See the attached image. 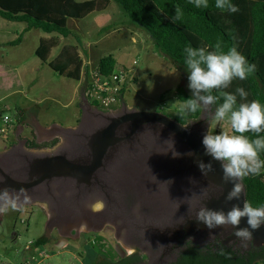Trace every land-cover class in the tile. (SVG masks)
<instances>
[{"label":"rangeland","instance_id":"1","mask_svg":"<svg viewBox=\"0 0 264 264\" xmlns=\"http://www.w3.org/2000/svg\"><path fill=\"white\" fill-rule=\"evenodd\" d=\"M101 14L100 18L106 22L103 27H99L98 22L93 21V18L99 17L95 13L82 20H69L68 27L76 34L75 37L65 38L58 36V34H50L52 36L50 39H58L60 43L50 57L55 56L64 45H76L77 49L82 52V61L86 60L87 57L90 61V67H97L104 56L114 55L119 67L133 68L135 71L136 81L126 91L124 98H122L123 101L130 108L158 111L174 118L180 110L181 104L174 96L165 95L167 91L174 90L180 84L187 86V76L175 68L172 62L156 48L147 31L133 24L116 2L112 1L109 9ZM26 26L25 23L11 22L0 17V64L5 66L9 75V77L5 76V79L0 76V109L6 111L5 114H8L15 121V128L9 137L6 140L0 137V149L4 144H10L15 139V131L19 123L17 106L30 107L37 98H41L39 104L40 120L62 121V123L69 125L76 124L78 120L77 124H80L81 130L86 123L97 122L96 112L85 110L76 119L74 116L76 105H70L68 108L63 107L71 99L68 93L63 95L59 104H56L39 96L41 95L40 90H29L34 77L29 69H32L39 62L34 50L39 46L40 38L47 36L48 33L39 29L24 32ZM107 26L111 28L107 32L103 31V28ZM22 33L23 40L21 45H17L18 48L9 45V42L17 39ZM4 44H6V51L1 48V45ZM135 62L136 64H134ZM43 70L45 90L63 78L48 66H44ZM19 74L23 75L22 81L15 78ZM42 74L39 75V80H42ZM68 80L71 81V79ZM35 116V111L28 109L27 121L25 122L27 127L34 125ZM216 130L220 131L219 128ZM223 130L233 134L230 124L226 121L223 123ZM150 138L157 140V137L153 135ZM173 153H176L175 148L167 143L159 141L149 143L148 152L145 153L147 158L138 160L139 162L133 164L135 168L142 171L143 176H139L137 181H133V184L135 190L139 194H143L142 197L147 203L146 207L157 206L156 208L163 209V212L169 211L171 207L167 206L170 203L168 201L173 200L170 192H177L179 196L178 207L185 205L186 197L184 194L190 185L179 180L175 175H169L166 169L171 163L173 164L174 159H177ZM137 174L139 171L131 173L132 176ZM174 187L177 190H174ZM191 187L197 190L196 185ZM135 196L137 195L135 194ZM164 198L165 200H162ZM93 208L95 210L102 209L103 203L94 204ZM0 219V264H22L28 259V254H32L34 250L27 249L29 243L45 235L52 240L45 247L51 251V254L55 255L49 257L44 264H96L97 258L120 257L125 256L128 252L136 251V246L121 237H117L115 235L117 230L111 226L107 227L110 232L108 237L94 232L101 226L89 228L84 224L73 226L67 236L65 234L60 235L57 231L52 230V223L48 224L50 221L48 209L37 206L24 209L21 212L12 206L5 213L0 214ZM149 221L150 219L147 223L153 225ZM158 224L161 223L158 222ZM74 227H78L77 235L74 233L76 231ZM152 229H154L153 226ZM84 231H86V235L83 234ZM16 232L20 237L19 240L15 238ZM88 239L90 240L88 241ZM86 240L88 241L87 252L91 254H87L86 249L82 246L83 243H80L84 241L87 243ZM83 251L85 254H82ZM59 252L60 254H57Z\"/></svg>","mask_w":264,"mask_h":264},{"label":"flooded vegetation","instance_id":"2","mask_svg":"<svg viewBox=\"0 0 264 264\" xmlns=\"http://www.w3.org/2000/svg\"><path fill=\"white\" fill-rule=\"evenodd\" d=\"M137 111L140 110L130 108L123 99L113 113L97 108L94 111L97 122L86 123L80 132L74 134L77 144L72 149L73 155L70 154V157H77L72 161H78L81 165L92 164L95 159L94 136L107 130L113 137L101 165L88 177L65 178L59 175L46 179L45 182L29 190L8 191L0 195V213L2 211L5 213L4 208L7 206L21 207L28 203L44 202L49 212L48 224L52 223V230L60 235L67 236L73 226L81 224L89 228L91 226L93 228L94 226H111L117 230L115 234L117 237L136 246L135 253L140 252L146 257L145 264H170L190 243L212 247L222 244L242 252L250 249L251 239L243 243L238 238L228 241L232 236L228 230L225 232L212 230L211 234L209 231L187 239L188 231L183 224L184 228L178 231L179 234L167 235L174 242L171 250L164 251L159 243H156L155 229L157 227L172 229L177 226L181 227V223L187 221L182 220V216L180 218L178 216L180 207L177 206L179 198L177 192H170L173 200L168 201L170 203L167 206L171 209L167 212L156 208L157 206L146 207L147 203L142 197L143 194H139L133 184L139 176H143L142 171L135 168L133 164L147 158L145 153L148 152L149 143L159 141L174 147L180 145L181 140L170 128L160 122H147L136 127L133 119L128 117ZM208 116L209 111L202 112L187 127L203 137L208 129ZM215 131L218 132L216 129ZM152 135L156 136L157 140L151 139ZM67 139L69 141L72 138L67 136ZM24 147L23 141L20 140L13 150L0 155V192L7 188V179L4 174L20 183L38 180L39 175L34 173L33 168L39 160L38 155L27 152ZM63 152L69 156V153ZM175 165L173 161V164L166 167L169 175L176 174ZM133 171L134 173L139 171V174L132 176ZM188 184L190 187L184 194L186 198L183 206L191 208L194 202V189L190 183ZM173 189L177 190L175 187ZM99 202L103 203V208L95 210L94 204ZM182 212L186 213L184 216L189 218L196 214L190 209ZM148 219L153 225L147 223ZM75 230L74 233L77 235L78 227ZM85 232H83L84 235L87 234Z\"/></svg>","mask_w":264,"mask_h":264},{"label":"trees","instance_id":"3","mask_svg":"<svg viewBox=\"0 0 264 264\" xmlns=\"http://www.w3.org/2000/svg\"><path fill=\"white\" fill-rule=\"evenodd\" d=\"M112 1L119 5L133 24L147 31L156 48L184 76L187 73L183 65V50L189 42L193 47H208L209 50H213L217 41L221 42L224 51L236 47L250 63L256 65V71L247 80H234L227 91H234L237 86H242L249 93V101L255 99L264 103V0H232L239 6L236 13L216 9L214 0H209V7L206 9H197L188 0H0V17L27 24L25 32L39 29L68 38L76 35L68 27L69 19L82 20L95 13H104ZM176 7L183 14L180 20L173 23L171 17L175 15ZM110 28L107 26L103 31L107 32ZM23 33L9 42V45H19L23 40ZM59 44L55 38L42 39L36 52L37 57L61 76L80 81L84 62L76 46H64L58 57L50 59L52 51ZM117 65V59L110 54L100 60L98 68L102 73L111 74ZM125 93L123 91L122 98ZM167 95L174 96L181 104L191 93L187 86L180 84L174 90L167 91L165 96ZM91 104L98 107L95 103ZM17 111L18 121L22 123L24 117L21 114L25 110L18 108ZM3 112L6 113L4 110ZM201 113L187 117L179 110L174 119L185 125L189 119L197 118ZM261 158H264V154H261ZM243 183L247 202H251L253 206L264 204V172L259 176L245 177ZM50 242L48 236L40 237L35 240L31 250L37 252ZM145 261L146 257L137 252L118 260L100 258L96 264H145ZM260 263L264 264V245L251 246L242 252L222 244L212 247L190 243L170 264Z\"/></svg>","mask_w":264,"mask_h":264},{"label":"clouds","instance_id":"4","mask_svg":"<svg viewBox=\"0 0 264 264\" xmlns=\"http://www.w3.org/2000/svg\"><path fill=\"white\" fill-rule=\"evenodd\" d=\"M188 2L197 9L209 7V0ZM214 7L222 12L239 11V6L232 0H214ZM182 14V10L176 7L172 22L180 20ZM183 52L191 95L184 98L180 112L191 117L197 112L209 111L208 129L202 137L205 154L221 163L224 181L233 182L226 200H238L243 192V179L264 172V158H261L264 154V103L255 99L249 101V93L242 86H237L234 91L227 89L234 80H247L255 73L256 65L250 63L236 47L224 51L220 41L213 50L193 47L189 42ZM193 121L189 119L184 126ZM225 121L230 124L233 134L223 130ZM217 128L219 132L215 131ZM197 163L204 175L213 170L211 162ZM242 217L246 218L245 227H239ZM196 219L210 230V234L213 229L231 225L233 235L243 243L251 239L254 230L264 226V204L253 206L251 202L244 201L243 207L233 205L226 213L202 207L196 213Z\"/></svg>","mask_w":264,"mask_h":264},{"label":"water","instance_id":"5","mask_svg":"<svg viewBox=\"0 0 264 264\" xmlns=\"http://www.w3.org/2000/svg\"><path fill=\"white\" fill-rule=\"evenodd\" d=\"M128 118L133 119L137 125L136 127L147 122H160L170 128L181 140L180 145L174 146L176 153H178V155H174V157H177V159H174L176 164V168L174 169L176 172L175 177L181 181L190 183L191 186L196 185L197 190L194 189V202L192 207L180 206L178 211L179 218L182 216V220L187 222L181 223V227L177 226L172 229H169L168 227H157V229H155L157 233L155 234L156 243H159L164 251L171 250L174 245V242H172L167 235L172 234V236H175L179 234L178 231L181 228L183 229V226H185L188 231L187 239L210 231L202 222L196 219V214L189 218L184 216L186 213H183V210L190 209L197 213L200 208L205 207L217 211L223 210L226 213L233 205L243 207V202L247 201L246 188L243 181V192L241 193L240 198L238 200H226L228 192L233 187V182L224 181L221 163L217 160H213L209 155L205 154L202 137L199 133L193 132L174 118L158 111L140 110ZM112 137L111 133L107 130L94 136L95 159L90 165H81L76 161L66 159L64 156H57L36 161L37 163L33 167L34 173L39 175L37 178L38 180L36 181L20 183L12 180L9 176L4 174L7 179V188L1 191L0 195L11 190H29L30 188L45 182L46 179H51L52 177L61 174L72 175L77 178L88 177L101 165ZM171 138L174 139L173 136H171ZM189 153L192 154L189 155ZM198 161H203L205 163L211 162L213 170L208 172L207 175L202 174L198 167ZM60 168L63 169L59 170ZM245 226H247L246 218L242 217L239 227ZM213 230L217 232L218 230L221 232L228 230L230 235H232L228 241L237 239L233 235L234 229L231 225H223ZM251 242L254 247H262L264 245V226L252 232Z\"/></svg>","mask_w":264,"mask_h":264},{"label":"crops","instance_id":"6","mask_svg":"<svg viewBox=\"0 0 264 264\" xmlns=\"http://www.w3.org/2000/svg\"><path fill=\"white\" fill-rule=\"evenodd\" d=\"M110 6H111V4H110ZM97 15H99V17L93 18L94 19L93 21L95 23L98 22L99 27L105 26L106 25L105 20L104 19L102 20L100 18L102 16V14H97ZM93 17H94V15H93ZM69 20H68V22H69ZM25 29H24V32H25ZM51 37L52 36H50V34H48L47 36L41 37L40 43H41L42 39H50ZM40 43H39V45H40ZM6 44H8V42H6ZM6 44L1 45V48H4L3 51H6V48H5ZM16 46H14V48ZM64 46H67V45H64ZM64 46H62L60 51L50 59L53 60L56 57H58V55L60 54V52ZM73 46H76V45H73ZM38 47H36L34 50L35 56H37L36 52L38 50ZM17 48H18V46H17ZM78 52H79L80 56L83 57L82 52L79 51V49H78ZM84 53L86 54V52H84ZM37 59L39 61L37 63V65L34 66L32 69H29V72H32L34 74V77H33V80L31 81V85H30L29 90H36V89L40 90L41 95H39V96H42V98L46 101H51V102H54L56 104H59L60 103L59 100H61L63 98V95L68 93L70 95L71 99L68 103L64 104L63 107L68 108L70 105H76V107H75L76 111H75V115H74V116H76V119H78L80 114L83 113L85 110H88L89 112L90 111L94 112L97 109V108H95V106H93L85 98V89L87 87L88 80L84 74L82 75V78L80 81H74V80L70 81L67 78H65L64 76H61V77H63L61 81L58 80L56 83H54L52 86H50V88L48 90H45L46 85H45V81H44V73L42 74V72L44 71L43 70L44 66L49 67V65L44 64L39 58H37ZM86 60H88L87 57H86ZM86 60H83V62H85ZM7 73H8V70L5 69V66L3 64H0V76L3 79H5V76L9 77V75ZM41 74H42V80H39V75L41 76ZM15 78L17 80L22 81L23 75L19 74V76L15 77ZM11 81H12V79H11ZM40 99L41 98L35 99L34 104L30 107H27V108L17 106V109L21 108V109L25 110L24 113L21 114V116L24 117V120L21 124H19V123L17 124L16 131H15L16 132L15 139L10 144H4L3 145V147L0 149V155L4 152H10L11 150H13V147H16L18 145L19 141L22 140L24 143V146H25L24 149L29 153L37 154L38 155L37 159H39V160L44 159V158L46 159V158H51V157H57V156H64L66 159H68L70 161H72V159H76L77 157H75V158L70 157V154L73 155L72 149L77 144V140L74 139V137H75L74 134H77L81 130L80 124H77L78 120H77L76 124H73V125L62 123V121H53V120L44 121L43 119L40 120L39 119V115H40L39 104L41 102ZM50 106H52V105H50ZM28 109H33L36 113L35 123L31 127H27V125H25V122L27 121V116H28ZM0 110H3V109H0ZM67 136H70L72 139H70L68 141ZM63 151H65L66 153H69V156L65 155ZM77 163H80V162L77 161ZM62 169L60 168L59 170H62ZM60 176H63L65 178H77L75 176L73 177L72 175H62L61 174ZM34 206L47 209V206L44 202H35L34 204L28 203V204H24L21 207L16 206V207H14V209H17L19 212H21L24 209L32 208ZM10 208H12V206H7L4 208V210L5 209L9 210ZM3 213H4V211H2L0 214H3ZM94 232H96L98 234H103L105 237H108L110 235V232L108 231L107 227H101L98 230H94ZM15 238H17V240L20 239L17 232L15 234ZM89 240L90 239H88V241ZM88 241H87V243H84L85 241L80 242V243H83L82 246L84 249H86V252L88 251L87 250ZM134 253L135 252H128L125 256L131 255ZM57 254H60V252ZM82 254H85V251H83ZM87 254H91V253L87 252ZM28 255H30V254H28ZM121 257H124V256H120V257L117 256V257H112V258L108 257V259L118 260ZM98 259L99 258H97L96 262L98 261Z\"/></svg>","mask_w":264,"mask_h":264},{"label":"built area","instance_id":"7","mask_svg":"<svg viewBox=\"0 0 264 264\" xmlns=\"http://www.w3.org/2000/svg\"><path fill=\"white\" fill-rule=\"evenodd\" d=\"M89 62L86 60L83 66V74L88 80L85 98L90 103L97 104V108L113 113L122 100L123 91L129 90L136 81L135 71L133 68L117 66L113 73L105 74L99 70L98 66L90 67ZM14 128L15 121L8 114L0 111V137L6 140ZM34 242H30L27 249L31 250ZM52 255L55 254H51L50 250L42 247L37 252H32L22 264H44Z\"/></svg>","mask_w":264,"mask_h":264}]
</instances>
